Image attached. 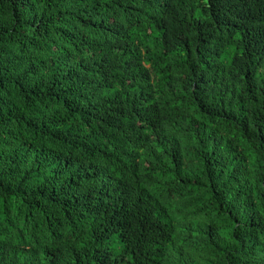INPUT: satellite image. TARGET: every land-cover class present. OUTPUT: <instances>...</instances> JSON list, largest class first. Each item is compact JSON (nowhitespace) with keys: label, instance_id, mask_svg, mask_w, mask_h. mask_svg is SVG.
<instances>
[{"label":"trees","instance_id":"trees-1","mask_svg":"<svg viewBox=\"0 0 264 264\" xmlns=\"http://www.w3.org/2000/svg\"><path fill=\"white\" fill-rule=\"evenodd\" d=\"M0 264H264V0H0Z\"/></svg>","mask_w":264,"mask_h":264},{"label":"clouds","instance_id":"clouds-1","mask_svg":"<svg viewBox=\"0 0 264 264\" xmlns=\"http://www.w3.org/2000/svg\"><path fill=\"white\" fill-rule=\"evenodd\" d=\"M92 180H93V176L91 175H86V177L80 179V181L78 182V188H80L79 190L83 191L84 189L87 191V186H89V184L92 183Z\"/></svg>","mask_w":264,"mask_h":264}]
</instances>
